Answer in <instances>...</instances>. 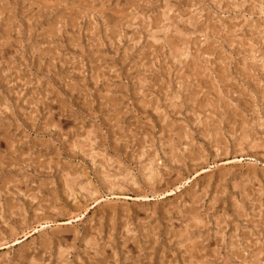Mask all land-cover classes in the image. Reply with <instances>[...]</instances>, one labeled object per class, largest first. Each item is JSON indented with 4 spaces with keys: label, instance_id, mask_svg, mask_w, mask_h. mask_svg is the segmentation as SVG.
<instances>
[{
    "label": "rangeland",
    "instance_id": "374dc122",
    "mask_svg": "<svg viewBox=\"0 0 264 264\" xmlns=\"http://www.w3.org/2000/svg\"><path fill=\"white\" fill-rule=\"evenodd\" d=\"M0 264H264V0H0Z\"/></svg>",
    "mask_w": 264,
    "mask_h": 264
},
{
    "label": "bare ground",
    "instance_id": "6f19581e",
    "mask_svg": "<svg viewBox=\"0 0 264 264\" xmlns=\"http://www.w3.org/2000/svg\"><path fill=\"white\" fill-rule=\"evenodd\" d=\"M247 132V131H246ZM244 135V134H243ZM151 162V161H150ZM152 162H153V160H152ZM153 166V165H152ZM197 173V172H196ZM153 174V173H152ZM144 193V192H143ZM171 193V192H170ZM55 218V217H54ZM52 220V219H51ZM183 234V233H182ZM3 246V245H2ZM62 255V254H61Z\"/></svg>",
    "mask_w": 264,
    "mask_h": 264
}]
</instances>
